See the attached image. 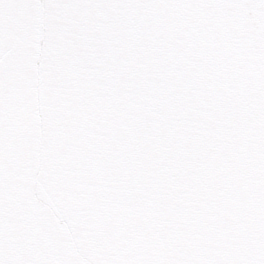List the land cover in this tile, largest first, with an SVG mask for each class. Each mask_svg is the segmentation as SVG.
<instances>
[{
  "label": "snow or ice",
  "instance_id": "1",
  "mask_svg": "<svg viewBox=\"0 0 264 264\" xmlns=\"http://www.w3.org/2000/svg\"><path fill=\"white\" fill-rule=\"evenodd\" d=\"M0 264H264V0H0Z\"/></svg>",
  "mask_w": 264,
  "mask_h": 264
}]
</instances>
